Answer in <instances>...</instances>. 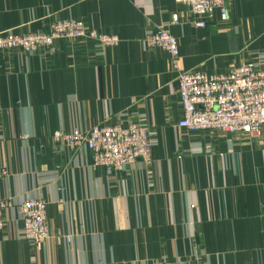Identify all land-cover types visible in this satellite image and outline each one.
Here are the masks:
<instances>
[{
    "label": "crops",
    "instance_id": "crops-1",
    "mask_svg": "<svg viewBox=\"0 0 264 264\" xmlns=\"http://www.w3.org/2000/svg\"><path fill=\"white\" fill-rule=\"evenodd\" d=\"M69 18L121 42L0 50V201L11 203L0 264H264V129L177 127V70L214 76L249 61L264 70V0H234L227 21L216 14L204 28L174 0H0V34ZM158 27L178 39L176 67L143 42ZM131 123L149 129L151 164L108 172L87 148L53 140ZM28 200L47 203L50 237L37 250L22 236Z\"/></svg>",
    "mask_w": 264,
    "mask_h": 264
},
{
    "label": "built area",
    "instance_id": "built-area-1",
    "mask_svg": "<svg viewBox=\"0 0 264 264\" xmlns=\"http://www.w3.org/2000/svg\"><path fill=\"white\" fill-rule=\"evenodd\" d=\"M189 8L197 17L195 27L204 28L216 14L227 21L229 6L234 0H174ZM178 21L177 15L172 22ZM58 39L93 41L100 48L115 47L121 39L112 34L89 28L83 21L64 19L50 24L45 32L15 35L0 34V50L34 54L50 48ZM148 48H160L170 56L176 67L180 55L179 42L164 27H158L143 40ZM177 83L182 118L177 127L190 132L218 131L227 136H258L264 129V70L254 62H242L230 72L209 76L198 71L177 70ZM69 150L87 148L93 155V166L108 172H119L142 160L151 164L152 141L149 129L137 123L96 125L89 131H61L53 135ZM9 201H0V232L5 228ZM22 236L33 248L39 249L50 237L47 203L28 200L20 207ZM168 264V263H159ZM201 264V263H199Z\"/></svg>",
    "mask_w": 264,
    "mask_h": 264
}]
</instances>
